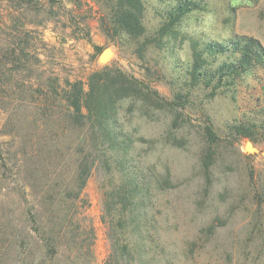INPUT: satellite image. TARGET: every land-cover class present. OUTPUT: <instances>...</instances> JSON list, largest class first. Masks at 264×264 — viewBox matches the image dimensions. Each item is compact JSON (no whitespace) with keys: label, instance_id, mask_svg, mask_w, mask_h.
I'll return each mask as SVG.
<instances>
[{"label":"rangeland","instance_id":"1","mask_svg":"<svg viewBox=\"0 0 264 264\" xmlns=\"http://www.w3.org/2000/svg\"><path fill=\"white\" fill-rule=\"evenodd\" d=\"M198 1L166 32L159 29L178 0H142L144 33L131 36L111 22L113 0H0V264H81L64 248L46 256L29 212L44 214V191L59 194L86 153L94 163L79 216L94 230L88 264H122V255L129 264H264V137L253 127L251 141L232 127L264 117V70L218 87L188 72L194 42L200 50L246 35L264 46V0ZM222 58L206 61L214 67ZM103 66L180 105L166 112L123 100L106 139L69 123L66 81L87 88L88 75ZM127 176L141 186L136 214L145 213V236L118 213L104 222V192ZM110 236L141 240L145 249L108 260Z\"/></svg>","mask_w":264,"mask_h":264},{"label":"trees","instance_id":"2","mask_svg":"<svg viewBox=\"0 0 264 264\" xmlns=\"http://www.w3.org/2000/svg\"><path fill=\"white\" fill-rule=\"evenodd\" d=\"M113 1L111 22L116 29L131 36L143 34L142 0ZM199 8L198 0H178L176 7L169 12L168 22L159 30L172 32L173 27L184 15ZM195 45L196 42L192 45L193 61L188 72L193 79L202 78L206 85L215 81L216 87L225 86L234 83L238 77L247 72L253 73L257 68L264 70V46L252 36L234 35L224 42L205 43L200 50ZM207 56L223 58L213 67L206 61ZM261 89L264 93V79ZM61 99L68 108L67 113L64 112V117L69 123L79 125L81 128L88 125L90 133L105 139L114 136V124L118 121V104L123 100L132 99L139 101L143 107L166 112H172L176 106L180 105L175 100L162 98L157 91L141 81L109 66L92 71L87 77V88L81 80H67ZM232 127L237 135L251 141H255L251 132L253 127L261 130L264 137V117L261 120L234 123ZM205 135L210 142L216 140L211 125L205 126ZM110 148H112L111 145ZM94 150L105 153L106 148L94 145ZM88 155L92 156L86 153L78 161L76 172L71 177L72 181L64 186L59 194H54L50 189L44 191L41 200L44 209L42 216L38 214L35 207H33L34 211L29 212L31 230L39 236L43 253L51 259L56 257L62 248L73 253L78 252V255L72 256L73 263H77L74 259L79 258V263L88 264L93 258L94 230L90 224L82 225L79 216L87 207L82 191L91 164L94 163L93 160L86 159ZM140 188V183L135 176H127L105 190L104 222L107 223L110 220L111 223L113 216L118 213L123 217L125 227L134 223L135 227L132 230L139 229L145 236L147 229L142 221L145 213L136 214L139 211L138 208L144 203ZM107 216L110 217L109 220H106ZM110 243L112 251L108 254V260L112 261L114 260L112 255L116 251L124 250L131 254V249L135 248V251L145 249V244L141 240H135L132 244L128 241L121 244L118 238L114 239L110 236ZM121 258L122 264L124 262L129 264L128 256L122 255ZM116 264H118L117 259Z\"/></svg>","mask_w":264,"mask_h":264},{"label":"water","instance_id":"3","mask_svg":"<svg viewBox=\"0 0 264 264\" xmlns=\"http://www.w3.org/2000/svg\"><path fill=\"white\" fill-rule=\"evenodd\" d=\"M107 52H109V49H106V50L103 52V54H102V56H101L102 59H104V57H105L106 55H108ZM246 145H247V146H250V148L246 147V150H247L248 152L251 151V150L253 149V148H252V144H251L250 142H247Z\"/></svg>","mask_w":264,"mask_h":264}]
</instances>
